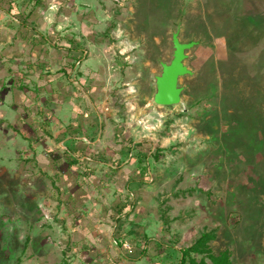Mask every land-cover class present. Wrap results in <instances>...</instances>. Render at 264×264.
<instances>
[{
	"label": "rangeland",
	"instance_id": "374dc122",
	"mask_svg": "<svg viewBox=\"0 0 264 264\" xmlns=\"http://www.w3.org/2000/svg\"><path fill=\"white\" fill-rule=\"evenodd\" d=\"M203 232L264 264V0H0V264H178Z\"/></svg>",
	"mask_w": 264,
	"mask_h": 264
},
{
	"label": "water",
	"instance_id": "95a60500",
	"mask_svg": "<svg viewBox=\"0 0 264 264\" xmlns=\"http://www.w3.org/2000/svg\"><path fill=\"white\" fill-rule=\"evenodd\" d=\"M178 30L172 33V58L169 63L160 62L161 72L155 76V93L152 101L159 106H171L182 102V87L178 86L181 76L191 75L192 71L184 64L186 51L197 44L196 41L181 42Z\"/></svg>",
	"mask_w": 264,
	"mask_h": 264
},
{
	"label": "trees",
	"instance_id": "16d2710c",
	"mask_svg": "<svg viewBox=\"0 0 264 264\" xmlns=\"http://www.w3.org/2000/svg\"><path fill=\"white\" fill-rule=\"evenodd\" d=\"M73 50H80L77 42L71 41ZM82 59V55L80 54L78 57V61ZM156 154V158H157ZM73 159H77L74 157ZM215 238V234L213 232H203L201 235L193 241V243L180 250V258L178 264H231L230 253L228 250L221 251L217 254H214L209 246L210 241ZM194 255H202V258L197 261ZM137 259V258H133ZM209 260V263L206 261Z\"/></svg>",
	"mask_w": 264,
	"mask_h": 264
}]
</instances>
